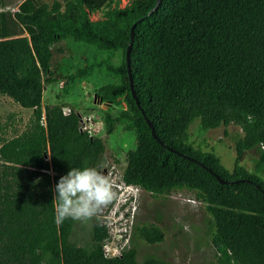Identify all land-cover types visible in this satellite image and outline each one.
<instances>
[{
  "label": "trees",
  "instance_id": "obj_1",
  "mask_svg": "<svg viewBox=\"0 0 264 264\" xmlns=\"http://www.w3.org/2000/svg\"><path fill=\"white\" fill-rule=\"evenodd\" d=\"M156 3L23 0L13 11L0 0V96L33 110L22 133L0 137V264H174L155 255L139 261L128 244L121 256L106 257L109 229L98 218L86 247L72 240L78 221L54 223L60 177L71 167L101 169L106 150L102 137L84 129L81 113L43 105L47 85L63 82L68 93L94 68L91 61L55 76L53 48L68 39L121 56L120 63L98 61L118 80L96 94L113 105L101 109L106 133L121 125L136 134L123 182L154 196L195 192L211 216L214 264H264V0H161L150 14ZM133 27L130 72L139 103L126 58ZM196 119L204 131L242 129L233 171L190 143ZM252 150L254 173L243 167ZM126 222L134 226L131 217ZM133 234L150 244L165 237L155 224L134 226Z\"/></svg>",
  "mask_w": 264,
  "mask_h": 264
},
{
  "label": "rangeland",
  "instance_id": "obj_2",
  "mask_svg": "<svg viewBox=\"0 0 264 264\" xmlns=\"http://www.w3.org/2000/svg\"><path fill=\"white\" fill-rule=\"evenodd\" d=\"M16 0H9L10 7ZM53 4L55 0H42ZM64 1V0H60ZM133 0H122L129 5ZM102 13L92 14L97 20ZM63 49V52H59ZM110 56L113 62L120 63L121 56L115 52L98 50L94 46L68 39L53 48L52 70L56 77L71 74L93 61L94 68L78 80L68 93L63 91V82L46 86L43 105L62 104L82 114L83 126L93 135L105 140L104 164L100 170L110 174L115 185L116 197L93 218L103 224L119 228L115 222L131 217L134 226L158 225L165 234L162 242L150 244L134 235V226L130 229L128 245L135 247L138 260L143 261L150 255L158 256L174 264H214L216 252L210 235L211 216L205 206L196 199L195 192L178 190L170 195L154 196L136 185H125L122 176L127 166V153L136 147L134 131H125L119 125L112 134H107L102 121L101 109L112 107L111 103H102L97 97L99 87L118 80V77L105 71L98 61ZM94 109L87 113L86 110ZM32 109L22 108L7 96H0V137L11 138L22 133L29 125ZM243 131L236 125H221L204 131L200 119H196L189 129V141L195 149L214 152L224 166L233 171L235 167L236 140ZM256 151L248 153L243 167L254 173ZM264 179V175L260 174ZM121 185L119 187H116ZM133 197V198H132ZM120 211V214L116 212ZM92 218V219H93ZM78 221L72 240L81 246H88L94 220ZM111 223H113L111 225ZM131 241V242H130Z\"/></svg>",
  "mask_w": 264,
  "mask_h": 264
},
{
  "label": "clouds",
  "instance_id": "obj_3",
  "mask_svg": "<svg viewBox=\"0 0 264 264\" xmlns=\"http://www.w3.org/2000/svg\"><path fill=\"white\" fill-rule=\"evenodd\" d=\"M119 186L121 185L116 187ZM54 191L56 195L52 204L55 211L54 223L57 227L68 219L81 222L92 219L116 197L111 175L88 166L71 167L66 175L60 177ZM125 215L126 219H130L128 213ZM123 217L124 212L122 218L115 221L119 227L127 225Z\"/></svg>",
  "mask_w": 264,
  "mask_h": 264
},
{
  "label": "built area",
  "instance_id": "obj_4",
  "mask_svg": "<svg viewBox=\"0 0 264 264\" xmlns=\"http://www.w3.org/2000/svg\"><path fill=\"white\" fill-rule=\"evenodd\" d=\"M121 6L125 7L126 5L124 6L121 4ZM63 112L64 114L68 115L72 112V109L67 106H64ZM43 119H45V117H43ZM82 123H83V119H82ZM84 129H88V128L84 127ZM112 224L113 223H111V225ZM107 226L109 229V237L107 238L104 244L105 256L108 258L121 256L122 251L127 246L129 241L130 227H128L126 224H123L119 228H113L110 225Z\"/></svg>",
  "mask_w": 264,
  "mask_h": 264
},
{
  "label": "water",
  "instance_id": "obj_5",
  "mask_svg": "<svg viewBox=\"0 0 264 264\" xmlns=\"http://www.w3.org/2000/svg\"><path fill=\"white\" fill-rule=\"evenodd\" d=\"M161 2V0H157V3H156V5H155V7L150 11V14L158 7V5H159V3ZM133 40H134V27L132 28V35H131V43H130V45L128 46V49H127V53H126V58H127V66H128V70H129V76H130V84H131V88H132V94H133V96L136 98V100H137V103H139L138 102V99H137V96H136V93H135V90H134V88H133V78H132V75H131V69H130V67H131V64H130V56H131V50H132V46H133ZM101 101V100H100ZM102 102V101H101ZM149 125H150V127H152L153 126V124H152V122L151 121H149ZM152 133H153V135H154V137L162 144V145H164V143L158 138V136H157V134H156V132H155V130L154 129H152ZM169 149L171 150V151H174V152H177L176 150H174L173 148H171V147H169ZM186 157H188V156H186ZM217 178L219 179V181L221 182V183H227V181H225V180H223V179H221L218 175H217Z\"/></svg>",
  "mask_w": 264,
  "mask_h": 264
},
{
  "label": "crops",
  "instance_id": "obj_6",
  "mask_svg": "<svg viewBox=\"0 0 264 264\" xmlns=\"http://www.w3.org/2000/svg\"><path fill=\"white\" fill-rule=\"evenodd\" d=\"M22 1H23V0H16V1L10 6V8L13 9V11H16V10H17V8H15L16 5H19ZM6 3H7V5H9V0H6Z\"/></svg>",
  "mask_w": 264,
  "mask_h": 264
}]
</instances>
